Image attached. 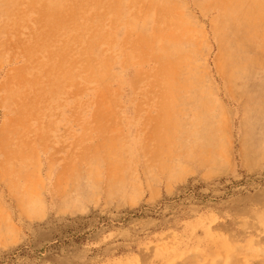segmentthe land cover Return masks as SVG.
<instances>
[{
  "label": "rangeland",
  "instance_id": "rangeland-1",
  "mask_svg": "<svg viewBox=\"0 0 264 264\" xmlns=\"http://www.w3.org/2000/svg\"><path fill=\"white\" fill-rule=\"evenodd\" d=\"M1 1L0 264H264L261 39L215 0Z\"/></svg>",
  "mask_w": 264,
  "mask_h": 264
},
{
  "label": "bare ground",
  "instance_id": "bare-ground-1",
  "mask_svg": "<svg viewBox=\"0 0 264 264\" xmlns=\"http://www.w3.org/2000/svg\"><path fill=\"white\" fill-rule=\"evenodd\" d=\"M9 1V0H4ZM3 1V2H4ZM133 1V0H132ZM214 1V0H213ZM0 2H2L0 0ZM12 2V0H11ZM16 2V1H15ZM18 3V2H17ZM201 3V2H199ZM8 4V3H7ZM61 1L60 0H48L46 2V5L48 6L50 11H57L61 8ZM213 6L215 8H217L220 11V21H221V29L222 31H232L233 35V39L232 41H230V48L232 47V45H234V50H237L239 47H242L243 43H245V41H247V39H261V44L262 46H264V0H215ZM7 8V7H6ZM206 9V7H205ZM122 13V9L119 11V14ZM124 13V12H123ZM219 15V14H218ZM123 16V15H121ZM218 19V18H217ZM214 24V23H213ZM152 30V29H151ZM241 31L242 35L237 36V34H235V32ZM154 33V32H153ZM152 33V34H153ZM158 33V32H156ZM229 33V32H228ZM155 34V33H154ZM153 36V35H152ZM229 38V36H228ZM231 40V38H229ZM253 41V40H252ZM224 42V41H223ZM229 42V40H228ZM250 43V42H249ZM225 44V43H224ZM223 44V45H224ZM247 44V43H246ZM256 44V43H255ZM228 45V44H227ZM178 46V45H177ZM245 46V45H244ZM171 47V46H170ZM223 47V46H222ZM227 46V48H229ZM244 48V47H243ZM241 48V49H243ZM232 49V48H231ZM252 49V48H251ZM229 50V49H228ZM231 50V51H234ZM246 50V49H245ZM244 50V51H245ZM249 50V49H248ZM258 51V49H256ZM251 51V50H250ZM235 52V51H234ZM239 52V51H238ZM256 52V51H255ZM248 53V52H246ZM253 53V52H252ZM245 54V53H243ZM257 54V53H255ZM228 55V54H227ZM239 55V54H238ZM261 55V54H260ZM23 56V55H22ZM247 56V55H246ZM25 57V56H24ZM230 57V56H229ZM238 57V56H237ZM245 57V56H244ZM258 57V56H257ZM243 58V56H242ZM249 59V58H248ZM255 59V58H254ZM257 59V58H256ZM262 59V58H261ZM259 58V61L261 60ZM27 60V59H25ZM246 60V59H245ZM188 61V60H187ZM191 61V60H189ZM228 61V60H227ZM249 62V60H247ZM235 63V62H234ZM258 63V62H257ZM230 64V62H229ZM187 65V64H186ZM185 65V66H186ZM232 65V64H231ZM237 65V64H236ZM244 65V62H243ZM190 66V64H189ZM184 67V66H183ZM238 67V66H237ZM242 67V66H241ZM180 68V67H179ZM239 68V67H238ZM245 68V67H243ZM188 68H186L187 70ZM190 69V68H189ZM234 69V68H233ZM241 69V68H240ZM247 69V68H246ZM181 70V69H180ZM183 70V68H182ZM235 70V69H234ZM253 70V69H252ZM240 71V70H239ZM180 72V71H179ZM185 72V71H184ZM234 72V71H233ZM237 72V71H236ZM182 73V72H181ZM185 76V75H184ZM192 76V74H191ZM188 76H186L187 78ZM10 77H8L9 79ZM185 78V79H186ZM11 79V78H10ZM7 80V79H6ZM15 82V81H14ZM192 82V81H191ZM7 83V82H6ZM10 83V82H9ZM12 83V82H11ZM10 83V84H11ZM26 83V82H25ZM16 85V84H15ZM21 85V84H20ZM19 85V86H20ZM191 85V84H190ZM21 88L23 89V86H21ZM12 89V88H11ZM16 92V90H14ZM13 92V91H12ZM11 92V94H12ZM18 92V91H17ZM8 93V92H7ZM16 94V93H15ZM22 95V94H21ZM13 97V96H12ZM12 97H10L12 99ZM26 97V96H25ZM14 98V97H13ZM28 98V97H27ZM21 99V98H20ZM30 99V98H29ZM16 100V99H14ZM13 101V100H12ZM27 106V105H26ZM22 113V112H21ZM16 116V115H15ZM13 117V116H12ZM15 119V118H14ZM12 120V119H10ZM18 120V119H17ZM14 121V120H12ZM9 122V120H8ZM22 122V121H21ZM20 122V123H21ZM11 123V122H10ZM9 123V124H10ZM12 125V123H11ZM16 125V124H15ZM13 125V126H15ZM25 125V124H24ZM10 126V125H9ZM12 126V127H13ZM18 126V125H17ZM5 127V126H4ZM16 127V126H15ZM9 129V128H8ZM7 129V131H8ZM20 129V128H19ZM21 129H24L23 127H21ZM6 130V129H5ZM12 130V129H11ZM10 130V132L12 133V131ZM15 130V129H14ZM13 130V131H14ZM18 130V129H17ZM6 131V132H7ZM22 130H20L21 132ZM5 132V131H4ZM8 133V132H7ZM22 133V132H21ZM6 135V134H5ZM10 135V133H9ZM11 136V135H10ZM8 139H6V141H9L10 138L7 136ZM15 138V137H14ZM12 140V138H11ZM10 140V141H11ZM16 141V140H15ZM20 141V140H18ZM5 143V142H4ZM16 144V143H15ZM13 144V145H15ZM3 146V145H2ZM17 146V145H16ZM7 148V147H6ZM16 149V148H15ZM5 150V149H4ZM11 150V149H9ZM15 151V150H14ZM12 150V152L15 154ZM18 151V150H17ZM7 152V150H6ZM9 152V151H8ZM5 153V152H4ZM12 154V153H11ZM5 155V154H4ZM8 155V154H7ZM9 156V155H8ZM23 156V155H22ZM19 157V156H18ZM24 158V156H23ZM22 158V159H23ZM25 159V158H24ZM5 162V160H4ZM16 162V161H15ZM21 162V161H20ZM25 162V161H23ZM22 162V163H23ZM7 162H5L6 164ZM17 163V162H16ZM3 164V163H2ZM4 164V165H5ZM11 164V163H10ZM19 166V165H18ZM8 167V166H7ZM13 167V166H12ZM90 168V167H89ZM71 172V171H70ZM72 175V174H71Z\"/></svg>",
  "mask_w": 264,
  "mask_h": 264
}]
</instances>
